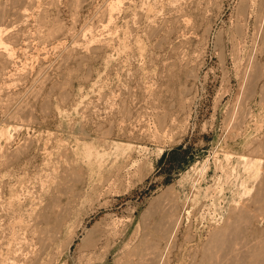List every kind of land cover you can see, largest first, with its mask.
<instances>
[{
    "label": "rangeland",
    "instance_id": "374dc122",
    "mask_svg": "<svg viewBox=\"0 0 264 264\" xmlns=\"http://www.w3.org/2000/svg\"><path fill=\"white\" fill-rule=\"evenodd\" d=\"M0 12V264H264V0Z\"/></svg>",
    "mask_w": 264,
    "mask_h": 264
},
{
    "label": "bare ground",
    "instance_id": "6f19581e",
    "mask_svg": "<svg viewBox=\"0 0 264 264\" xmlns=\"http://www.w3.org/2000/svg\"><path fill=\"white\" fill-rule=\"evenodd\" d=\"M120 1V0H119ZM30 4V3H29ZM17 5V4H16ZM112 5L113 6H115L113 3H112ZM111 4H110V6H111V8L113 7ZM107 6V5H106ZM109 6V5H108ZM110 8V9H111ZM107 9H109V8H107ZM113 9V8H112ZM112 9H111V11H112ZM116 9V8H115ZM5 10V9H4ZM10 10V9H9ZM105 10V9H104ZM26 12V11H25ZM24 14V13H23ZM15 15V14H14ZM25 15V14H24ZM4 15H3V13H1L0 12V21H1V19H3L2 17H3ZM111 16V15H110ZM21 20V19H20ZM3 21V20H2ZM19 21V20H18ZM109 23V22H108ZM1 29H0V35H1ZM4 33V32H3ZM49 35V34H48ZM2 37H3V35H2ZM3 44L4 42L1 40V38H0V44ZM6 43V42H5ZM4 43V44H5ZM17 44V43H16ZM2 46V45H1ZM4 47H5V49H6V51H4L2 54L0 53V58H3L6 62H8L9 61V59H11L10 57H11V51H10V47H7V45H3ZM13 57V56H12ZM0 60H2V59H0ZM7 65V64H6ZM245 74V73H244ZM9 104V103H8ZM11 106V105H10ZM27 110V109H26ZM13 112H15V111H13ZM261 190V189H260ZM263 197V196H262ZM262 199V198H261ZM249 216V215H248ZM254 220V219H253ZM243 230V229H242ZM240 233V232H239ZM222 234V233H221ZM217 235V234H216ZM220 235V234H219ZM233 235V234H232ZM236 236H237V234H236ZM239 236V235H238ZM216 238V237H215ZM217 238H219L218 236H217ZM222 240V239H221ZM215 241V240H214ZM216 242V241H215ZM229 242V241H228ZM217 243H219V242H217ZM231 244V243H230ZM225 245V244H224ZM232 246V245H231ZM210 247V246H209ZM221 247V246H220ZM207 254V253H206ZM224 254V253H223ZM222 254V255H223ZM255 255V254H254ZM205 257H206V255H204ZM228 258V257H227ZM243 258V257H242ZM245 258V257H244ZM241 259V258H240ZM203 261V260H202ZM208 261V260H207ZM228 261V260H227ZM226 261V262H227ZM238 261V260H237ZM202 263V262H201ZM207 263V262H206ZM208 263H209V261H208ZM217 263V262H216ZM210 264V263H209Z\"/></svg>",
    "mask_w": 264,
    "mask_h": 264
}]
</instances>
